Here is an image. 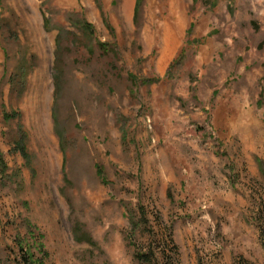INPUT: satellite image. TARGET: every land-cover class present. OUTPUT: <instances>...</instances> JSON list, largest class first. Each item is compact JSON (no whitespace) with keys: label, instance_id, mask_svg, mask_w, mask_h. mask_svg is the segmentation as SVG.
Here are the masks:
<instances>
[{"label":"rangeland","instance_id":"obj_1","mask_svg":"<svg viewBox=\"0 0 264 264\" xmlns=\"http://www.w3.org/2000/svg\"><path fill=\"white\" fill-rule=\"evenodd\" d=\"M128 1L0 0V264H264V0Z\"/></svg>","mask_w":264,"mask_h":264},{"label":"trees","instance_id":"obj_2","mask_svg":"<svg viewBox=\"0 0 264 264\" xmlns=\"http://www.w3.org/2000/svg\"><path fill=\"white\" fill-rule=\"evenodd\" d=\"M139 2H140V0H137L135 9L138 8ZM45 24H46V19H45ZM144 82L149 83V82H152V81L146 79V80H144ZM20 147H21V152L23 154H26L25 146L24 145H20ZM262 171H263L262 173L264 174V170L263 169H262ZM97 173L100 176H102L101 178L103 179L102 171H101L100 168H97ZM78 231H79V229L76 226H74L73 227V232H74V236H75L76 240H78V241H86L87 243H92L91 240L89 239V237L86 235V233H83L79 237L78 234H77ZM19 246H20V249L22 250V254H23L22 258H23L24 264H43L41 259L35 258V256H34L33 252L31 251L30 247L25 248L21 242L19 243ZM37 247L40 250H42L43 244L42 243H37ZM137 256H139V258H141L143 256V254L139 253Z\"/></svg>","mask_w":264,"mask_h":264},{"label":"bare ground","instance_id":"obj_3","mask_svg":"<svg viewBox=\"0 0 264 264\" xmlns=\"http://www.w3.org/2000/svg\"><path fill=\"white\" fill-rule=\"evenodd\" d=\"M128 1V0H127ZM128 3H129V1H128ZM125 6H126V3H125ZM127 7V6H126ZM50 39V38H49Z\"/></svg>","mask_w":264,"mask_h":264}]
</instances>
